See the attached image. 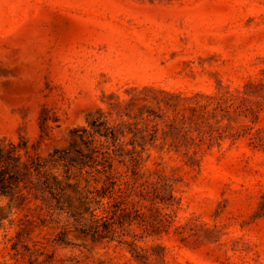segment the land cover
<instances>
[{"label": "rangeland", "instance_id": "rangeland-1", "mask_svg": "<svg viewBox=\"0 0 264 264\" xmlns=\"http://www.w3.org/2000/svg\"><path fill=\"white\" fill-rule=\"evenodd\" d=\"M0 149V264H264V0H0Z\"/></svg>", "mask_w": 264, "mask_h": 264}, {"label": "trees", "instance_id": "trees-1", "mask_svg": "<svg viewBox=\"0 0 264 264\" xmlns=\"http://www.w3.org/2000/svg\"><path fill=\"white\" fill-rule=\"evenodd\" d=\"M17 158L15 157V160ZM11 160H14V157L10 154V151L6 152L5 155L0 149V194H15L16 189L19 187L21 179L15 164ZM46 188L51 189V183L48 178L42 181L40 185V189L46 190ZM7 217L8 215L0 212V231L4 227V221Z\"/></svg>", "mask_w": 264, "mask_h": 264}]
</instances>
